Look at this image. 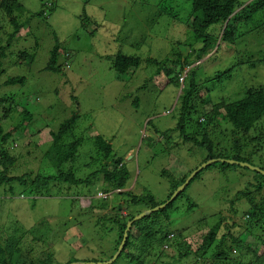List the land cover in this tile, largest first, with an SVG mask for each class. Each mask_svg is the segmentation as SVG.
Returning a JSON list of instances; mask_svg holds the SVG:
<instances>
[{
  "label": "rangeland",
  "instance_id": "rangeland-1",
  "mask_svg": "<svg viewBox=\"0 0 264 264\" xmlns=\"http://www.w3.org/2000/svg\"><path fill=\"white\" fill-rule=\"evenodd\" d=\"M20 1L33 11L44 8L42 6L44 0ZM49 1L51 4L52 0ZM56 2L51 12L45 15L43 23L31 19L29 24H25L18 31V35L12 38L10 54L15 53L19 56L22 51H33L35 61L30 67L24 65L14 67L16 61L14 54L5 60L7 71L0 79L1 96L5 97L7 95L5 93L15 89L13 86L3 84L8 75L15 76L26 70L29 73L24 88L27 93L21 89L24 95L16 94V104H12L13 111L7 117H1L0 125L6 133L19 125L24 112L30 111L33 116L30 120L26 118L25 127L16 129L5 143L4 148L15 159L10 163L9 160H3L0 153V177L3 173L9 177L28 174L31 179L38 174H55L57 170L48 162L46 154L54 142L52 132L58 133L61 123L76 114L79 118L67 135V143L81 138L83 144L74 160L66 163L64 169L67 170L69 167L78 169L80 177L92 173V169L83 163H91L90 150L96 146L95 136L101 134L106 139H111L115 156L124 158L128 163L131 180L128 187L123 190L130 194L126 196L109 194L110 199L107 200L100 197L104 196L98 191L101 189L100 183L69 188L68 183L58 182L52 184L54 188L61 186L63 189L53 191L55 194L52 196H33L34 193L30 192V189H35L34 187L25 186L19 181H5L0 186L2 224L0 230L3 231V240L8 236H19L23 230L30 231L32 234L23 240L21 249L24 252L33 249L34 256L50 248L54 249L56 259L63 262L69 259L102 262L116 253L118 231L112 217L111 221L108 217L107 219L101 217L105 213L116 215L120 204L124 207L120 214L128 215L126 201L131 200L133 195L151 194L158 205L165 203L173 195L169 197L173 190L172 183L182 182L185 176L186 181L193 173V169L195 171L199 165L198 162L208 155L204 148L183 139L180 131L164 133L176 125L175 107L178 109L181 104L180 95L184 94L182 84L176 87L171 83L161 88L148 80L146 87H141L148 76L145 70V66L148 65L145 63L139 69L131 71L130 76L119 81L117 74L110 68L112 58L101 60L98 52L109 53L114 46V43L109 41V36L121 25L120 36H128L129 41L122 44L129 53L139 54L143 59L147 56L158 58L172 56L173 52L179 49L185 53L190 47L185 45L187 46L185 50L182 43L188 42L189 38L192 41L189 35L192 29L190 26L192 12L188 0H56ZM50 8L52 7L48 6L46 9ZM85 13L96 16V21L103 29L98 32L95 41L78 38L80 36L78 32L82 28L80 15ZM7 19L9 20L6 14H0V40L3 44H6L9 33L12 32L10 26L2 27ZM94 27L95 24L90 23L89 31ZM52 30L59 36L58 41L62 46L60 51L65 50L64 46L70 49L67 50L70 55L65 53V58L61 56L59 60L63 71L69 76L65 73L57 74L43 70L57 41ZM101 34L103 37L99 44ZM120 38L118 35L115 37L118 42ZM135 39L139 40V43ZM218 41L222 48L228 49L223 40ZM197 45L200 46L197 43L195 47ZM233 46L236 48L229 52L232 56L224 55L229 59L214 64L204 63L199 69L201 74L196 78L202 79L205 76L204 72L215 74L216 70L225 71L228 67H235L231 76L228 71L226 76L222 74L225 77L217 80V83L208 84L211 92L214 90L217 94L222 93L230 100L244 97L249 87L264 85V65L261 63L264 56V30L251 31ZM114 49L116 50V47ZM183 76L184 73L181 77ZM68 79L70 81H66ZM92 87L99 91L94 94ZM75 96L78 98L75 99ZM221 96L210 98L208 91L202 89L195 94L193 103L209 111L214 107L212 101L218 99L215 103L218 105ZM136 98L139 100L138 106L134 104ZM203 99H208V102H203ZM0 114H4L2 107ZM195 116L198 117L199 113ZM182 143L187 145L181 146ZM245 149L247 152L251 151L249 145ZM259 149L260 151L250 156L249 160L252 165L263 169L264 148L259 146ZM126 155L128 159H125ZM2 161L4 163H1ZM257 178H260L258 174L245 167L228 169L226 176L217 168L206 169L184 189V194L175 199L168 219L159 215L149 220L150 224L148 223L146 227L156 233H153V237L159 239L161 234L157 232L164 233L165 225L172 229L171 236L173 232H179L176 235L180 245L186 247L188 242L191 244L193 255L177 264H211L214 257L218 260L224 258L223 255L217 256L223 249L227 252L232 251V255L241 259L243 263L255 264L257 258L261 257L262 263L258 264H264V244L254 234L248 237L253 249L249 253L232 248L230 242L220 245V236L216 237L211 250L204 256L195 252L212 228L216 227L219 235L228 232L227 226L233 234L246 231L245 224L251 223L248 220L247 207L240 216L242 219H239L230 211V199L245 188L248 184L245 180L255 183ZM25 189V195H21ZM260 194H262L260 201L264 202V190ZM108 202L106 209H100V205ZM191 202H195L197 206L188 214L187 207ZM137 210L144 212L149 209L139 205ZM223 212L226 219L220 220ZM259 219L260 224L264 225V216L256 220ZM262 233L264 235V232ZM133 235L139 236L136 228ZM34 236L41 237L39 241L43 244L34 241L32 239ZM134 239L138 241L137 238ZM173 253L177 255L169 244H165L163 249H153L150 253L147 250V255L151 254L150 264L170 262V255ZM29 255L31 260V253ZM23 258L19 259L20 263L25 261ZM115 264L132 263L128 262L126 255H122Z\"/></svg>",
  "mask_w": 264,
  "mask_h": 264
},
{
  "label": "trees",
  "instance_id": "trees-1",
  "mask_svg": "<svg viewBox=\"0 0 264 264\" xmlns=\"http://www.w3.org/2000/svg\"><path fill=\"white\" fill-rule=\"evenodd\" d=\"M188 1L190 3V11L192 12L190 14V26L192 29H190L189 34L190 37H192V41L189 38L188 42L182 43V46L185 50L187 49V46L190 47L185 53L179 49L175 50L172 56L168 55L164 58L147 56L145 59H143L141 55L135 53L132 54L125 50L122 43L125 44L129 42L127 40L128 36H120L119 31L121 25H119V27L114 30L113 34L109 36V41L113 42L114 46L111 48V50H109V53H102L99 51L98 56L101 60H108L112 58L110 62V68L117 74V79L119 81L125 79L129 73H131V71L142 67L141 65L143 63L147 64L148 66H145V70L148 76L144 79L145 83L141 87H146L148 80L152 81L154 85L160 86L161 88L163 85L171 83L176 87H180V78L185 71V81L181 86L184 94L180 95L179 100L181 101V104L179 108L177 109V107H175L176 125L164 133L168 134L169 132L180 131V136L183 137V139L194 142L198 147H202L207 151L208 156L205 159H202V161L198 162L199 165H197L195 169H197L198 166L210 158L233 159L240 162L250 163V156L257 154L258 151H260L259 146L260 148H264V85L259 87H249V89L245 92L244 97L236 100H230L224 97L222 93L217 94L214 90L211 92V89L208 88V84L211 82L217 83L222 77L227 75L228 71L230 72L231 76L233 73L232 71L236 69L235 67H228L225 69V71L220 69L216 70L217 72L215 74H208L207 72H204L205 76L202 79L196 80V78L198 77V74H201L199 69L204 63L209 62L214 64V62H222L223 59H229L227 56H232L229 54V52L236 48L233 46V44H238V41H240L241 37L247 36L255 29L264 30V0H250L249 2H242L240 0ZM49 2V0H44V2H42V6L44 8H41L40 11H33L26 7L20 0H0V14L4 13V15L6 14V16L9 18V20L7 19L8 23L6 22L4 25H2V27L8 28V26H10L12 29V32L9 33V38L6 41V44H3L0 40V79L4 74H6L5 72L7 69L5 68V60L8 57H11V55L14 54V57L16 58L14 67L19 65L30 67V65L35 61V52L25 50L22 51L18 56L15 53L10 54L11 51L9 48L12 46V38L18 35V31L23 28L25 24H29V20L37 19L38 22L43 23V20L46 19L45 15L48 14V12L50 13L57 3L56 0H52L51 4H49ZM48 6H51L52 8L47 10ZM80 17L82 28H80V31L78 32L80 34L78 38L94 40L98 32L103 30L101 29V25L96 21V16H91L85 13V15H80ZM90 23L93 25L95 24V27L91 31H89L88 28ZM50 27L52 26L50 25ZM52 31L57 41L51 51L50 60L43 70L57 74H64L65 72L62 69V64L59 63V60L61 56L65 58V53L70 55V49L64 46L65 50L60 51L62 46L58 41L59 36L55 30ZM117 35L121 37L119 42L115 39ZM100 37V41L98 42L99 44L102 42L103 34H101ZM218 39L223 40L226 43L228 49L222 48V45L219 43ZM137 41V43H139V40ZM197 43H199L200 46L197 45V47H195ZM114 47H116V50ZM233 58L234 57H232V59ZM261 63L264 65V56L261 60ZM187 68H189L188 73L186 71ZM27 73L29 72L26 70V72L18 73L15 76L8 75L4 81L3 84L13 86L15 89L5 93L7 94L5 97L0 95V108L2 107L4 110V114H0V119L2 116L7 117L9 113L13 111L12 107L16 104V94L19 95L22 93L24 95L23 92L26 90L24 88L26 87V83L28 81ZM222 74H225V76ZM65 75L68 74L65 73ZM66 81H70V79ZM202 89L208 91V96L210 98L219 95L221 96L222 94L220 97V103L215 105V103L218 102V99L212 101V103H214V107L209 111L203 110L198 106V104L193 103L195 94L200 92ZM92 91L94 94H96L99 89L96 90L95 87H92ZM100 91L104 93L103 90ZM74 98L77 99L78 97L75 96ZM138 101V98H136L134 102L136 106L139 105ZM202 101L208 102V99H203ZM198 113L199 116H195V114ZM22 115L23 120H21L19 125L6 133L4 132L2 125H0V153L3 155V160H9L10 163L14 162L15 157L8 153V151L4 148V145L16 129L22 126L25 127L26 118L30 120L33 116L30 111H26ZM78 118L79 116L74 114L72 117L61 123L58 133L52 132L54 142L50 149L47 150L46 154L49 159L48 162H50L51 165L57 170L55 174H38L36 177L31 179V176L28 174L24 176L9 177L3 173V176L0 177V186L5 181H19L25 186L29 185L35 188L30 189V192L34 193L33 196L38 195L48 197L55 194L53 191L63 189L61 186H59L60 188H57L56 186L54 188L52 185L53 183L65 182L68 183V187L71 188L72 186L78 185L91 186L96 182L101 184V189L98 190L102 195H104L100 196L101 198L109 200L110 198L108 195H113L114 193L120 194V196H126L127 194H130L129 192H125L123 190L128 187L129 181L131 180V172L128 168V163L125 162L124 158L115 156L116 152L110 141L111 139L108 140L101 134L95 136L96 146L90 150L91 152L89 160L91 163H83L92 169V173L86 175L85 177H80L78 176V169L71 167H69L67 170L64 169L66 163L73 161L74 157L77 156L79 148H82L81 146L83 141L81 138L67 143V135L71 128L75 125ZM188 128L190 129V132H188ZM182 145L185 147L187 143H182L181 146ZM247 145L251 147V151H249L250 153L245 149ZM125 159H128L127 155ZM1 163L4 162L2 161ZM237 167H245L246 169H250L240 164L218 161L200 170L191 179L189 184L206 169L217 168L223 172L224 176H226V170H235ZM252 171H254L255 174H258L260 177L256 179L257 182L254 183L250 180H245V182L248 183L246 184L245 188L239 190L234 195V197L230 199V211H232L233 215L239 219H242L240 216L243 214V212H245L244 209L247 207L246 211L249 215L248 220L251 223L245 224L246 231H240L237 234H233L232 231H230V227L227 226L228 232L219 235V232H216V227L215 229L212 228L208 234L204 236L202 243L200 246H198V250H195L196 253L204 256L211 250L216 237L219 236L221 237L220 245H225L227 242H230L232 248H235L236 250L240 249L242 253H249L252 249L250 242H248V237L251 234L257 236L261 243L264 244V235L262 233L264 232V225L260 224V219L256 220L258 217L264 216V202L260 201V196H262L260 193H263L264 190V174L253 169ZM244 176L242 178H244ZM185 178L186 176L182 178L184 179V182ZM182 182L172 183L173 190L169 197ZM25 191L26 189L21 195H25ZM26 193L29 195L28 191ZM182 194H184V190L165 207H162L158 211H155L152 214L135 221L128 233L125 248L119 257L126 255L128 262H131L132 264H150L149 262L151 260V254L147 255V250L150 253L153 249H163L165 244H169L175 249L177 255L174 253L170 255L171 261L165 262L164 264H177L183 261L185 258H190L193 255L194 250L192 251L191 244L187 240H185L188 242L186 247L178 243L176 234L179 232H173V236H171L172 229L163 225L164 233L163 231L161 233L157 232V234H161V237L158 239V237H153V233L155 232L146 227V225L149 223V220L159 215L168 219L170 217V212L173 210L171 207L173 206L175 199ZM126 202L129 209L128 215L120 214V210L124 208L123 205L120 204L118 206V212L116 215L105 213V215L101 217L102 219L108 217L110 218V221L112 217V221L116 224L118 237L116 239L115 250L118 249V246L123 240L128 222L143 211H138L137 206L143 205L145 206V209H150L158 205L151 194L137 196L133 195L131 200ZM91 205L93 206V202ZM108 205L109 202L100 205L99 207L103 210L106 209ZM195 206H197V204L195 202H191L187 207V213L189 214L190 211L194 210ZM224 218L226 219V214L223 212L219 219L223 220ZM98 224L100 223L98 222ZM258 224H260L259 227H257ZM0 228H2V224H0ZM134 228L138 230L139 236L133 235ZM19 231L22 230H17V232ZM13 232H15V230ZM22 232L23 233L19 236L12 235L3 240V231L0 230V264H70L71 262L79 260L69 259L65 262L60 261L56 259L54 249L50 248L42 252L40 255L35 256L32 255L33 249H28L27 252H24L21 249L23 240L32 233L25 230ZM180 235L182 238V232ZM134 238H137L138 241L136 242V239ZM32 239L43 244L39 241L41 240V237L34 236ZM147 240H150L151 242L148 243ZM179 246H182V248H178ZM29 253H31L32 256L31 260ZM232 254V251L227 252L223 249L221 250L220 254H217V256L223 255L224 258L222 260H218L216 257H214L211 264H246L243 263L238 257H234ZM113 256L114 255H111L109 259H111ZM119 257L117 259H119ZM20 258H23L25 261H21L20 263ZM117 259L112 264H115ZM86 261L90 262L91 260ZM93 261L99 262L98 260H92L91 262ZM259 262L262 263L261 257L257 258L255 264H258Z\"/></svg>",
  "mask_w": 264,
  "mask_h": 264
},
{
  "label": "water",
  "instance_id": "water-1",
  "mask_svg": "<svg viewBox=\"0 0 264 264\" xmlns=\"http://www.w3.org/2000/svg\"><path fill=\"white\" fill-rule=\"evenodd\" d=\"M218 161H221V162H228V163H232V164H240L242 166H246L250 169H253V170H257L259 172H261L262 174H264V170L257 167V166H254L248 162H240L238 160H233V159H223V158H214V159H209L208 161H206L205 163L201 164L197 169H195V171H193V173L190 175V177L181 185L178 187V189L173 193V195L171 196V198L166 201L165 203L161 204V205H158L154 208H151L149 210H145L144 212H141L139 213L138 215H136L132 220H130L127 224V228L125 230V233H124V237H123V240L121 242V244L119 245V248L118 250L116 251V253L114 254V256L107 260V261H103V262H88V261H75V262H71L70 264H112L119 256L120 254L122 253L124 247H125V244H126V241H127V238H128V233L131 229V226L132 224L147 216V215H150L152 214L153 212L155 211H158L159 209H161L162 207H165L168 203H170L172 200H174V198L176 196H178L186 187L187 185L189 184V182L191 181V179L200 171L202 170L203 168L207 167L208 165L214 163V162H218Z\"/></svg>",
  "mask_w": 264,
  "mask_h": 264
},
{
  "label": "clouds",
  "instance_id": "clouds-1",
  "mask_svg": "<svg viewBox=\"0 0 264 264\" xmlns=\"http://www.w3.org/2000/svg\"><path fill=\"white\" fill-rule=\"evenodd\" d=\"M186 71H187V73H188V71H189V68H187V69H186ZM183 73H184V76L180 78L181 84H184V81H185V79H184V78H185V76H186V73H185V71H184ZM210 159H212V158H210ZM208 160H209V159H208ZM208 160H207V161H208ZM204 163H205V162H204ZM202 164H203V163H202ZM142 212H143V211H142ZM120 244H121V243H120ZM124 248H125V247H124ZM117 250H118V249H117Z\"/></svg>",
  "mask_w": 264,
  "mask_h": 264
}]
</instances>
